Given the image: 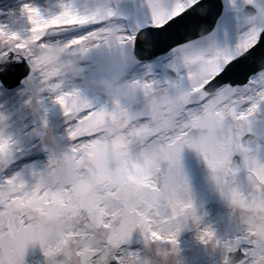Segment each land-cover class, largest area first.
Here are the masks:
<instances>
[{"label":"snow or ice","instance_id":"obj_1","mask_svg":"<svg viewBox=\"0 0 264 264\" xmlns=\"http://www.w3.org/2000/svg\"><path fill=\"white\" fill-rule=\"evenodd\" d=\"M143 3L146 26L117 22L121 14L112 6L82 12L77 0H55L58 11L47 14L26 0L20 5L24 34L0 23V91L39 79L30 71L29 42L54 40L84 58L104 49L124 73L143 69L128 78L132 103L88 95L75 82L53 78L31 134L44 135L51 104L60 110L69 147L57 154L40 144L48 154L42 168L15 171L24 146L0 137V209L17 206L0 217V264H25L26 251L9 245L14 237L36 242L45 264H72L73 256L79 264H150L146 245L180 249L178 237L186 230L206 247L214 240L221 264H264V251L245 238L235 212L228 213L232 234L217 233L194 186V172H202L218 201L264 211V25L258 23L264 0L239 6L228 0L237 13L244 6L256 10L231 37L196 22L197 15L214 14L211 0ZM161 52L175 78H155L145 63ZM7 121L0 113V127ZM109 152L127 158L113 161ZM153 155L168 163L157 165ZM186 155L193 157L191 166ZM95 177L102 179L91 198L81 199L82 182ZM37 211L54 213L60 229L46 227Z\"/></svg>","mask_w":264,"mask_h":264},{"label":"clouds","instance_id":"obj_2","mask_svg":"<svg viewBox=\"0 0 264 264\" xmlns=\"http://www.w3.org/2000/svg\"><path fill=\"white\" fill-rule=\"evenodd\" d=\"M123 0H77V4L82 12H91L99 9L106 10L109 6L115 7L120 5ZM13 13H20L21 10H13ZM109 26L115 24V21H106ZM264 25V17L258 21ZM14 43V42H13ZM28 54L31 57L29 64L30 71L34 77L39 79H30L22 82L23 87L19 89L18 95L23 98L24 106L31 112L35 119H40L42 104L40 97L44 93H51L50 81L54 78L57 80L72 81L79 84L85 94L100 96L106 99H117L122 102L132 103L135 99L134 91L129 89L128 78L126 73L121 71L118 66L112 65L108 71L90 77L86 82L81 79L82 68L85 58L82 56H73L70 54L67 46L57 41H51L45 44H35L29 42ZM144 113L141 111L136 118L139 119ZM7 129V131H5ZM218 130V129H217ZM0 137L5 140L14 141L17 145L23 147L22 136L19 130L15 129L9 121L0 127ZM41 145H48L57 154L68 150V145L56 138L53 130L48 127L45 129L44 135L40 137ZM107 158L110 160H120L121 162L127 158L126 153H107ZM152 159L159 164H167L159 155H153ZM101 177H95L93 180L83 181V187L79 191L81 199H90L97 187V181ZM225 206L228 210L236 213V219L240 222L241 230L244 232L245 238H254L255 242L264 251V211L255 212L239 207L238 205L228 204ZM16 205L9 204L3 209H0V217H10ZM39 221L53 232L60 229L61 224L56 215L52 212H35ZM100 238H104L103 233H98ZM9 245L15 248L27 251L36 249L38 244L26 238L14 237L9 240ZM77 244L74 242L72 250L76 249ZM149 251L148 259L150 264H183L181 250L175 247H165L160 242H150L146 245ZM208 248L213 252H219L216 242L210 241ZM72 264H79L76 256L72 258Z\"/></svg>","mask_w":264,"mask_h":264},{"label":"rangeland","instance_id":"obj_3","mask_svg":"<svg viewBox=\"0 0 264 264\" xmlns=\"http://www.w3.org/2000/svg\"><path fill=\"white\" fill-rule=\"evenodd\" d=\"M135 6V13L128 21H123L118 18L119 23L124 24L127 27H132L137 24L146 26L149 19V11L144 5L143 0H131ZM223 11L222 15L218 19L215 30L221 35L227 34L229 37L233 36L238 27L243 23V21H237L234 18L235 11L228 6V0H222ZM238 6L241 5V0H237ZM243 8V7H242ZM21 28L20 33L22 34L27 29V26L22 25V21L16 24L13 28ZM97 50L89 54L85 58L84 62L90 60H96ZM169 60L166 55L159 57L158 59L147 62L152 65V73L155 78L163 79L162 72L164 69L168 68ZM82 68V79L88 80L91 77V66L83 65ZM93 67H96V64H93ZM111 68V67H110ZM109 68V69H110ZM143 74L142 68H131L126 71L127 78H131L133 75L140 76ZM23 85H19L14 89H7L6 91H0V99L5 98L8 100V105L6 106L7 111L12 114L11 117L16 116V121L13 123L15 129L19 130L22 136V143L24 145L23 153L17 158H25L27 166H34L36 168H42L47 162L48 154L40 147L39 138L32 135V130L38 128L40 124L39 119H35L31 112L24 106L23 98L18 95L19 89ZM8 92V93H7ZM49 114H48V123L49 127L53 130L54 135L58 140L63 143H66V140L63 139L64 128L62 126V116L60 110L57 107L49 104ZM23 113V114H22ZM21 116L23 118L21 119ZM41 155L44 157V160L40 165L36 164L35 156ZM16 160V161H17ZM186 160L189 162L190 166L193 161V157L186 155ZM22 168L21 170L25 169ZM20 170V171H21ZM194 186L195 194L197 197L198 203H203L204 205L209 203L212 205L211 214L208 216V222L211 223L217 233L224 237L226 235H231L235 225L230 224L228 220L229 210L222 202L218 201L215 195L212 193L211 189L206 186L202 172H194ZM186 237H188L186 239ZM196 238L194 230H186L181 233L178 237L179 248L181 250V255L183 258V264H221V255L220 253L211 251L208 247L201 244ZM46 258L43 255L42 250L39 246L36 249H29L25 253V264H45Z\"/></svg>","mask_w":264,"mask_h":264},{"label":"bare ground","instance_id":"obj_4","mask_svg":"<svg viewBox=\"0 0 264 264\" xmlns=\"http://www.w3.org/2000/svg\"><path fill=\"white\" fill-rule=\"evenodd\" d=\"M26 2V0H0V23L6 24L9 30L12 31H21V28H13L16 24L22 21V25H26L28 27L26 18H24L20 13H13V10L19 9L22 3ZM35 4L41 7L42 11L46 14L48 12L58 11V8L55 7V0H33ZM24 34V32L22 33ZM97 58L96 60L90 61L91 77L100 74L101 72L108 71L109 68L113 65L114 58L110 56L106 50L100 49L97 50ZM93 64H96V67H93ZM84 68V67H83ZM82 79V78H81ZM89 79V78H88ZM83 81H87L86 79H82ZM8 105V100L5 98L0 99V113L5 114L8 117V121L13 124L16 121V116H12V114L7 111L6 106ZM23 114V113H22ZM23 116H21V119ZM14 126V125H13ZM16 126V125H15ZM14 126V128H15ZM44 160V157L38 156L36 159L35 165H40V163ZM27 167L25 162V158H21L14 162V170L20 171L22 168ZM188 237H186L187 239ZM196 239V238H195ZM188 240V239H187Z\"/></svg>","mask_w":264,"mask_h":264},{"label":"water","instance_id":"obj_5","mask_svg":"<svg viewBox=\"0 0 264 264\" xmlns=\"http://www.w3.org/2000/svg\"><path fill=\"white\" fill-rule=\"evenodd\" d=\"M122 3H125V4H122ZM120 5H118L117 7V11L123 15V16H129L130 14H132V7H131V4L126 2V1H123ZM211 3L214 5V8H215V12H214V15L213 17L210 19V25H208V29L210 30L214 23H215V20L216 18L218 17V15L220 14V11H221V2L220 0H211ZM255 12V8H252L251 6H247L245 8V10L241 13H239L237 16L239 18H243L244 15H250V14H253ZM160 54H163L162 52L161 53H157L154 57L160 55ZM168 77V75H167ZM170 78V77H168ZM16 85V83H12L10 86H14Z\"/></svg>","mask_w":264,"mask_h":264}]
</instances>
